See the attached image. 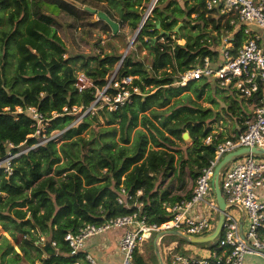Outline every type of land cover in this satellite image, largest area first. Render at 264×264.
<instances>
[{
	"label": "trees",
	"instance_id": "1",
	"mask_svg": "<svg viewBox=\"0 0 264 264\" xmlns=\"http://www.w3.org/2000/svg\"><path fill=\"white\" fill-rule=\"evenodd\" d=\"M75 1L94 9L90 1L101 2ZM107 1L110 8L102 12L119 27L126 24L135 31L141 18L139 8L149 0ZM181 1L182 4L170 0L161 9L156 6L137 35L138 50L147 51L149 64L131 52L118 69L117 79L136 77L133 84L139 87L141 95L132 97L130 104L116 112L99 110L72 126L76 119L72 108L85 110L94 99L93 88L77 91L76 72H83L94 87H102L121 55L69 56L54 29V19L45 10L71 19H80L86 12L64 0H0V26L5 11L10 21L8 28L0 27V159L7 152V142L14 146L24 142L29 147L37 144L36 138H29L33 121L26 113L14 114L16 107H37L48 121L47 137L54 131L62 132L57 140L15 160L11 176L0 170V228L19 245L22 253L11 254L10 242L2 237L0 264L10 254L5 264H26L24 259L30 263L37 259V264H87L85 256L90 253L86 246L77 256H70L64 236L84 225H98L136 212V208L117 205L120 186L131 196L141 191L142 196L135 201L143 203L147 224L159 225L167 220L163 205L182 198H170L167 189L157 190V175H180L188 166L196 180L213 160L215 148L224 137L220 134L210 145H204L203 140L212 132L210 126L220 114L202 108L197 101L206 96L213 102L206 94L212 87L216 93L226 90L205 79L181 87L175 84V77L195 68L205 58L212 62L217 59L219 38L210 36L206 29L210 27L220 36V20L207 15L201 0ZM179 23L182 26L175 33ZM104 29L110 31L106 24ZM170 36L185 43L174 44L173 48L159 43L161 37L171 42ZM242 42L240 32L234 36L232 54ZM14 54V75L8 77L9 58ZM91 62L95 65L91 66ZM229 92L232 96L224 97L230 99L224 111L235 118L238 127L228 137L231 138L246 129L241 116H251L242 106L258 102L259 96L245 100ZM93 125L98 131L92 129ZM185 133L191 141V147L186 149L187 159L178 147V142L184 143ZM259 236L264 241V225ZM41 237L55 243L56 255L42 257ZM174 241L179 243L177 250L186 243L176 237ZM151 242V257L144 259L136 250L134 264H157Z\"/></svg>",
	"mask_w": 264,
	"mask_h": 264
},
{
	"label": "built area",
	"instance_id": "2",
	"mask_svg": "<svg viewBox=\"0 0 264 264\" xmlns=\"http://www.w3.org/2000/svg\"><path fill=\"white\" fill-rule=\"evenodd\" d=\"M158 2L159 0H149L139 8L141 29L152 17ZM201 3L208 16L220 20L218 57L214 62L205 58L195 68L177 75L175 84L184 87L189 82L205 79L221 89L235 92L245 100L258 95V102H252L251 120L246 122L243 132L224 138L217 144L213 160L201 170L188 197L163 205L167 215L165 222L159 225L147 224L146 215L142 213L143 203L135 201L142 196V192L138 191L135 196H131L120 186L117 205L128 209L136 208V212L98 225H84L75 233H67L64 242L70 249V256H77L89 239L110 231L120 232L116 242L121 257L120 264H134L135 251L141 250L142 243L149 242L152 235L158 232L181 231L191 238L207 237L218 220V207L211 189L214 168L230 152L242 148H264V0H201ZM240 32L243 42L237 52L232 54L235 48L234 36ZM170 39L171 42L161 37L159 43L172 48L174 44L185 43L174 36H170ZM118 67L107 77L106 84L102 87H94L83 72H76L75 88L78 92L93 88L94 99L85 110L72 108V114L81 113L72 126L81 123L85 116L97 114L99 110L116 112L130 104L132 97L141 95L139 87L133 84L136 77L117 79ZM22 113L28 114L33 121V134L29 138H36L37 144L23 148L25 142L19 146L7 142V152L0 159V170L6 176L12 175L13 163L20 156L50 140H57L62 134L54 132V135L46 136L49 124L37 107L15 108L14 114ZM219 135L220 133L212 131L203 140V144L210 145ZM39 140L43 141L38 142ZM239 159L243 160L235 163ZM219 186L226 210L222 229L215 238L217 242L208 251H198L193 257L181 253L180 248L177 250V241L161 243L166 238L163 237L159 248L166 264H246V259L251 257L264 261V241L259 236V229L264 225V157L248 154L228 163L220 171ZM43 241L44 238L41 237L40 243ZM51 245L55 248L54 242ZM85 261L87 264H99L90 255L85 256Z\"/></svg>",
	"mask_w": 264,
	"mask_h": 264
},
{
	"label": "rangeland",
	"instance_id": "3",
	"mask_svg": "<svg viewBox=\"0 0 264 264\" xmlns=\"http://www.w3.org/2000/svg\"><path fill=\"white\" fill-rule=\"evenodd\" d=\"M64 1H66L67 3L71 5H74L77 9L84 12L85 7L81 6L77 1L75 0H64ZM86 1L89 2L88 0ZM168 1L170 0H163L160 4L157 5V7L161 9ZM90 3L92 4V6H95V9L98 11H102L104 9L110 8L109 2L107 0H101V2L90 1ZM178 3L182 4V1L178 0ZM45 11L48 14H50L52 18L54 19V22H55L54 29L56 30L57 35L62 40L67 50V54L69 56H85L86 57V56L98 55L100 53H112L117 56L121 55V58H122L124 53H125V56H127L131 54V52H133V53H136L137 59L144 61L146 64H149L151 60L150 56H148V53L144 48H141L138 50V45H136L138 43L136 40L137 37L134 39L133 43H131L136 30L133 31L126 24L119 27L118 34L113 36L111 30L108 32L104 29V24H105L104 22L99 21L95 15L89 14L87 12L86 14L82 13L80 16L81 17L80 19H71L64 14L54 12L51 9L49 10L46 9ZM179 24H182V23H179ZM9 25H10V21L8 19V11H5L3 13V22L0 27L8 28ZM206 30H207V33L210 32V36L219 38V36L217 35V32L216 34H214V32L211 31L210 27H208ZM179 42L182 43V41H179ZM13 50L15 51L14 48ZM16 56L17 55L14 54L11 56V58H9L10 65L7 69L8 77H12L14 75L15 66H16ZM119 63L120 61L115 64L112 72H114L117 69ZM79 65H80V62H78L75 65L76 70H79ZM90 65L94 66L95 63L91 62ZM231 93L232 92H229V91L216 93L215 88L212 87V89H209L206 92V94L207 96H210L213 99V102L210 103L207 100L206 96H203V98L200 101H197V104L201 106L202 108L204 109L208 108V109H211L213 112H218L220 114L218 121L216 123L211 124L210 127L212 131L220 133L221 136L224 138L230 137L234 133V129L238 128L235 118L231 117L227 112L224 111L225 106H227L228 103L230 102V99L228 98L224 99V97L232 96ZM242 107L243 109H245L244 111L246 114L251 115L248 119L244 115L241 116L243 119H245L244 121L246 123L252 118V110H253L252 104L251 105L245 104ZM77 114L78 115H76V119L74 121H77L81 116V113L80 114L77 113ZM92 129L95 131H98V127H96L95 125L92 126ZM54 132L56 133V131ZM54 132L51 135H54L55 134ZM41 138L42 136H40V139ZM42 141L43 140H39L38 142H42ZM183 142L184 143L178 142V147L183 157L187 159L188 153L186 149L188 147H191V141L187 140ZM26 147L27 145H25V147L23 148H26ZM242 160L243 159H239L235 161V163H239ZM194 182L195 180L192 179L188 166H186L183 169L180 175L179 173L178 174L172 173V174H169L168 177H161V174H158L156 178L157 190L162 191V190L167 189L169 191L170 198L187 197V195L190 194L194 186ZM111 232L119 233V231H110L108 233H111ZM2 237L7 238L8 241L10 242V246L12 247L11 254L13 252H16L22 255V253L19 250V245L14 243L9 238L7 233H5L0 228V244H2V241H3ZM153 238L152 240L150 239L149 242L145 241L144 243H142V247H141L144 250L147 247V250L145 251H147L149 258L151 257L150 242L153 241ZM174 238L175 237H166L161 243H168L170 241H174ZM216 242H217V239L214 240L213 242L206 243V244L183 243L180 245V252L185 255L194 257L195 253H197L198 251H202V252L208 251L209 247ZM147 253H146V259L148 260L149 258H147ZM30 255L34 257L35 253L31 251ZM9 256L6 257L5 262ZM42 257H45V255H43ZM24 260L26 264H37L38 263L37 259L34 260L33 263H30L26 259ZM249 262L251 264H264L263 260L256 258V257H251V258L246 259V264H248Z\"/></svg>",
	"mask_w": 264,
	"mask_h": 264
},
{
	"label": "water",
	"instance_id": "4",
	"mask_svg": "<svg viewBox=\"0 0 264 264\" xmlns=\"http://www.w3.org/2000/svg\"><path fill=\"white\" fill-rule=\"evenodd\" d=\"M84 11L89 14L95 15L99 21L104 22L110 28L113 36L118 34L119 32L118 23L111 20L104 12L98 11L91 7H85ZM181 26L182 24H178L177 27L174 29V32L177 33L179 29L181 28ZM157 29H159V25H157ZM140 30H141V20L138 24V27L135 31V34H134V37L131 43H133L134 39L139 34ZM124 58H125V53L123 54L120 60L119 67L121 66ZM182 138L184 141L190 140L187 133L183 134ZM248 154H253V155H256L257 157L263 158L264 148H253V149L242 148V149H238L236 151L230 152L226 154L214 168L213 176L211 178V189H212V193L215 197L217 207H218V220H217V223L212 233H210L207 237H203V238H191L183 234L181 231H165V232L156 233L152 241V249H153V254L155 256L157 264H166L161 257L160 248H159L160 240L163 237H176V238L183 240L184 242L188 244H206V243L213 242L215 240V238L219 235L222 229L223 221H224V212L226 210V205L221 195L220 186H219L220 171L228 163L232 162L233 160L241 156H245ZM40 249L42 250V252L44 253L46 257L54 256L57 253L56 249L52 247L51 241L49 238H44L43 243L40 244Z\"/></svg>",
	"mask_w": 264,
	"mask_h": 264
},
{
	"label": "crops",
	"instance_id": "5",
	"mask_svg": "<svg viewBox=\"0 0 264 264\" xmlns=\"http://www.w3.org/2000/svg\"><path fill=\"white\" fill-rule=\"evenodd\" d=\"M119 236H120V232L119 233L111 232L91 238L87 241L85 245L86 246L85 250L88 251L90 255L96 259L95 261L99 262V264H120L121 257L117 251V246H116V242ZM170 242H174V241H170ZM145 250H147V247L145 248ZM145 250L142 248L141 250H138L144 259H146V253H147V251ZM147 258H149L148 253H147ZM248 264L251 263L249 262Z\"/></svg>",
	"mask_w": 264,
	"mask_h": 264
}]
</instances>
